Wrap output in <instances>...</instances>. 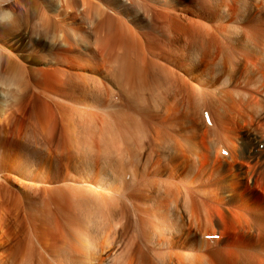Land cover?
Listing matches in <instances>:
<instances>
[{
	"label": "bare ground",
	"instance_id": "bare-ground-1",
	"mask_svg": "<svg viewBox=\"0 0 264 264\" xmlns=\"http://www.w3.org/2000/svg\"><path fill=\"white\" fill-rule=\"evenodd\" d=\"M263 142L264 0H0V264H264Z\"/></svg>",
	"mask_w": 264,
	"mask_h": 264
},
{
	"label": "rangeland",
	"instance_id": "rangeland-1",
	"mask_svg": "<svg viewBox=\"0 0 264 264\" xmlns=\"http://www.w3.org/2000/svg\"><path fill=\"white\" fill-rule=\"evenodd\" d=\"M184 108H185V107H184ZM185 109H186V108H185ZM186 110H187V109H186ZM162 129H163V128H162ZM256 132H257V131H256ZM172 134H173V133H172ZM177 134H178V133H177ZM250 134L253 135V136H256V135H257L256 133L253 134V132L250 133ZM255 149H257V148L255 147ZM86 151H87V150H86ZM65 153L67 154L68 152H65ZM89 153H90V151H89ZM53 158H54V155H53ZM89 160H90V159H89ZM86 174H87V173H86ZM246 175H247V174H245V178H244L245 180H246ZM251 181H254V182H251ZM247 183H248V181H247ZM88 184H89V183H88ZM248 184H249L250 187H255V186H257V185H256V182H255L254 179L250 180ZM90 185H91V184H90ZM92 188H93L94 191H96V192L98 191V188H96V187H92ZM261 193H262V192H261ZM262 195L264 196V193H263ZM13 203H14V201H13ZM220 245H221V244H220ZM219 247H220V246H219ZM219 247H216V248H219ZM157 250H158V249H157Z\"/></svg>",
	"mask_w": 264,
	"mask_h": 264
}]
</instances>
